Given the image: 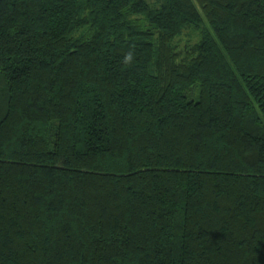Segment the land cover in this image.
Masks as SVG:
<instances>
[{
	"label": "trees",
	"instance_id": "obj_1",
	"mask_svg": "<svg viewBox=\"0 0 264 264\" xmlns=\"http://www.w3.org/2000/svg\"><path fill=\"white\" fill-rule=\"evenodd\" d=\"M0 264H264V0H0Z\"/></svg>",
	"mask_w": 264,
	"mask_h": 264
},
{
	"label": "rangeland",
	"instance_id": "obj_2",
	"mask_svg": "<svg viewBox=\"0 0 264 264\" xmlns=\"http://www.w3.org/2000/svg\"><path fill=\"white\" fill-rule=\"evenodd\" d=\"M198 35L196 32L186 29L184 33L175 40V44L177 45V52L184 57L198 42Z\"/></svg>",
	"mask_w": 264,
	"mask_h": 264
}]
</instances>
